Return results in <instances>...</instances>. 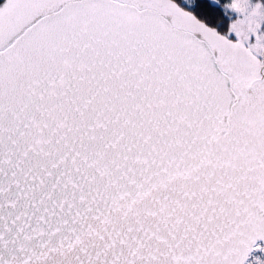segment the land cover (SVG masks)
I'll list each match as a JSON object with an SVG mask.
<instances>
[{
	"label": "snow or ice",
	"instance_id": "6c2138e0",
	"mask_svg": "<svg viewBox=\"0 0 264 264\" xmlns=\"http://www.w3.org/2000/svg\"><path fill=\"white\" fill-rule=\"evenodd\" d=\"M0 264H264V0H0Z\"/></svg>",
	"mask_w": 264,
	"mask_h": 264
}]
</instances>
